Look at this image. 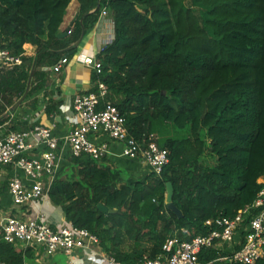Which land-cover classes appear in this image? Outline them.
I'll return each mask as SVG.
<instances>
[{
    "label": "trees",
    "instance_id": "trees-1",
    "mask_svg": "<svg viewBox=\"0 0 264 264\" xmlns=\"http://www.w3.org/2000/svg\"><path fill=\"white\" fill-rule=\"evenodd\" d=\"M71 1L0 0V50L21 61L0 69V127L11 120L10 108L27 84L23 103L47 86L44 69L71 51L81 27L84 35L92 30L106 8L114 39L97 56L101 74H94V83L107 86L106 100L136 140L152 134L158 122L187 135L158 142L168 163L159 176L142 180L110 168L108 157L68 156L76 172L63 176L62 164L48 191L65 220L96 236L117 262L139 264L155 259L175 231L207 235L206 221L250 207L264 176V0H193L205 9L203 20L187 0H76L82 23L59 38ZM26 44L36 47L35 58L25 55ZM37 105L32 99L31 108ZM54 110L45 107L47 116ZM13 124L5 130L32 128ZM167 183L181 217L166 207ZM30 253L0 234V264H25ZM228 255L207 249L198 260L239 264L223 259ZM254 264H264V257Z\"/></svg>",
    "mask_w": 264,
    "mask_h": 264
},
{
    "label": "built area",
    "instance_id": "built-area-1",
    "mask_svg": "<svg viewBox=\"0 0 264 264\" xmlns=\"http://www.w3.org/2000/svg\"><path fill=\"white\" fill-rule=\"evenodd\" d=\"M106 14L105 10L102 11V15ZM67 63L65 56L52 71L60 73ZM82 63L95 74H101V63L96 57L87 56ZM20 64L19 58L0 50V69ZM107 95V86L102 81H96L92 91L77 95L72 102L76 126L64 138H59L49 123L38 122V117L30 120L32 128L26 131H9L0 127V183L6 176L7 192L14 207H29L48 199L50 185L65 149L69 157L86 156L96 161L108 157L109 145L97 141L100 136L119 144L122 158L141 162L149 173L161 174L168 163L167 150L160 148L151 134L141 141L132 137L119 111L106 100ZM258 183L261 189L250 207L238 211L232 218L206 221L204 226L210 228L207 235L191 237L185 229L175 231L166 239L162 252L155 259L144 257L139 264H199V253L207 249L229 254L223 259L239 264H254L263 258L264 176ZM0 234L6 243L22 250H41L48 257L56 253L70 257L74 249L88 252L99 247L97 237L88 231L67 221L53 227L39 215L36 218L25 214L21 217L0 215ZM96 263L123 264L106 253ZM68 264L73 263L68 261Z\"/></svg>",
    "mask_w": 264,
    "mask_h": 264
},
{
    "label": "crops",
    "instance_id": "crops-1",
    "mask_svg": "<svg viewBox=\"0 0 264 264\" xmlns=\"http://www.w3.org/2000/svg\"><path fill=\"white\" fill-rule=\"evenodd\" d=\"M78 9L79 7L76 0H72L60 26L61 33L65 32L67 29L68 31L73 30L77 21L80 24L82 23L81 19L78 20ZM104 10L107 12L105 16L102 15V11ZM102 11L92 30L84 35L83 28L81 27L82 34L80 39L71 46L72 50L65 55L68 58V63L62 67L61 72L56 74L52 69L48 70L50 74L47 86L30 98L26 103L21 104V110L18 107L14 112L10 113L12 122H26L27 125L31 127L33 122L30 120L37 119L38 117V122L41 121L52 125L54 127V133L59 138H64L76 126V121L72 112L73 99L79 94L92 91L94 87L93 78L95 72L83 65L82 62L87 56L96 57L97 59L102 49L114 39L113 20L106 8L102 9ZM68 36L69 34L67 33L66 37ZM78 42L79 45H77ZM23 49L27 57L35 58L37 51L36 47L26 44ZM32 99L37 100L38 110H33V108H31L30 102ZM48 103L53 104L55 109L53 114L49 116H47L45 112V107ZM2 129L5 130L6 128ZM97 141L108 143V163L112 164L114 167L126 169L129 176H138L145 173V166H143L141 162L121 157L120 153L122 147L119 144L108 141V139L103 136L98 137ZM67 158L68 153L65 149L61 154L58 170ZM148 173L149 172H147L146 175ZM17 174L19 177L23 178L21 173L17 172ZM22 214L30 218H36L39 215L53 227H55L56 224L62 225L66 222L61 208L54 206L49 199L41 202L39 201L29 207H14L7 192V177L4 176L0 183V215L21 217ZM104 253L105 252L100 247H95L88 252L74 249L70 257L62 253H56L48 257L41 250L31 249V255L25 260V264H68V261H71L73 264H97L96 261L101 258Z\"/></svg>",
    "mask_w": 264,
    "mask_h": 264
},
{
    "label": "rangeland",
    "instance_id": "rangeland-1",
    "mask_svg": "<svg viewBox=\"0 0 264 264\" xmlns=\"http://www.w3.org/2000/svg\"><path fill=\"white\" fill-rule=\"evenodd\" d=\"M185 6L187 8L193 9L195 11V13L197 14V16L201 20H203V17L206 14L204 8L197 6L193 2V0H187V2L185 3ZM19 109L21 110V108H19ZM8 113H9V109H8ZM13 123H15V122H12L11 120H9V122L4 125V128H8L9 126L14 125ZM23 128H24L23 126L17 124V129L18 130H23ZM151 135L153 136L154 141L156 143H158V142H163V141H165L167 139H182V138H184L187 135V131L186 130H178V129L174 128L171 125L163 124V123L158 122V123L155 124V129H154V131H153V133ZM62 164H63V167H62V169H63V176H68L71 173H75L76 172V167L74 166V164H73L72 161H68V159H66ZM109 166H110V168H114V169L118 168L119 170L122 171V173L125 176L127 175L126 178L129 177V178H132L134 180H142L146 176V173L149 172V170H147L145 168V173L144 174H141V175H138V176H129L127 174L126 169H123L121 167H114L110 163H109ZM165 198H166L165 199V203L167 205L168 204V201H167V192H166Z\"/></svg>",
    "mask_w": 264,
    "mask_h": 264
},
{
    "label": "water",
    "instance_id": "water-1",
    "mask_svg": "<svg viewBox=\"0 0 264 264\" xmlns=\"http://www.w3.org/2000/svg\"><path fill=\"white\" fill-rule=\"evenodd\" d=\"M67 32H68V29L65 32L61 33L59 35V38L66 37ZM77 45H79V42L77 43ZM44 70L48 71L49 69H44ZM29 88H30V83L27 84L26 90H25L24 94L22 95V97L20 99H18L12 105V107L10 108V112H14L23 103V101L27 97ZM166 192H167V201H168V204L166 205L167 209L170 210L171 212H173L177 217H181L180 211L173 205V201H172L173 189H172V186L170 183L166 184ZM98 208L103 210V208L100 205L98 206ZM110 213H114V212L110 211Z\"/></svg>",
    "mask_w": 264,
    "mask_h": 264
}]
</instances>
